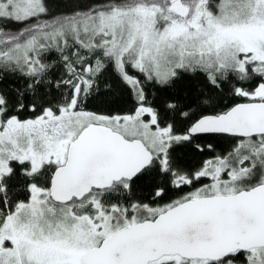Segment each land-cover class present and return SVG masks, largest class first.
Instances as JSON below:
<instances>
[{
    "label": "snow or ice",
    "instance_id": "1",
    "mask_svg": "<svg viewBox=\"0 0 264 264\" xmlns=\"http://www.w3.org/2000/svg\"><path fill=\"white\" fill-rule=\"evenodd\" d=\"M0 264H264V0H0Z\"/></svg>",
    "mask_w": 264,
    "mask_h": 264
}]
</instances>
